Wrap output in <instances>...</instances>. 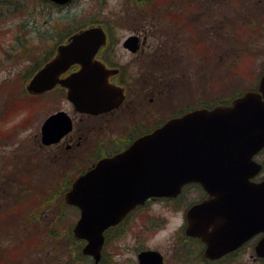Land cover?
I'll use <instances>...</instances> for the list:
<instances>
[{
  "label": "flooded vegetation",
  "instance_id": "1",
  "mask_svg": "<svg viewBox=\"0 0 264 264\" xmlns=\"http://www.w3.org/2000/svg\"><path fill=\"white\" fill-rule=\"evenodd\" d=\"M32 1L28 0L27 3ZM191 1L193 4L190 6L129 8L125 5L121 7V11H115L116 14L111 15L109 21L87 22L82 28L74 19H67L65 15H61L59 19L62 21L56 23L55 28L57 38L51 41L52 47L41 55L43 65L57 56L56 50L60 46L67 45L76 31L100 28L105 35V42L92 56V62L99 65L106 74L108 101L104 108L88 103H79L76 108L66 99L67 90L60 85L39 95V97L47 95L62 97L61 101L65 102L64 107L53 113L65 112L71 120V129L51 145L42 146L39 140L36 154L47 156L54 164L63 163L62 168L73 171L79 176L92 170L102 159L122 156L135 140L171 118H179L198 109L212 110L232 106L233 101L228 99L221 71H223V62L228 58L229 43L235 42L237 48L242 40V33L239 30L242 20L229 18L227 9L225 13L212 15L217 2L222 3V0H214L215 3L213 0H207L204 5H196V0ZM21 2V0H0V13L6 8L9 14H16ZM72 2L73 0L65 6H52L44 2L41 5L69 14L73 9L70 7ZM147 10H154L155 15H146ZM49 17L52 18L51 12ZM179 19L182 21H177ZM6 22L8 24L5 28H10L14 24L19 25L23 31L25 45L28 46L29 39L25 35L33 39V31L29 29V23L26 27H22L16 22ZM31 23L35 24V21ZM120 30H126V34ZM172 33L177 38H165ZM131 36L136 39L127 46V39ZM215 39H218L219 43L212 45ZM15 40L9 39L6 43L12 45L14 49ZM152 40L157 41L156 44H152ZM24 51L26 57L32 53L28 49ZM183 56H186L190 63V69L182 66ZM219 63L218 71L212 72V68H216ZM30 66L26 77L30 74L33 76V65ZM81 69L82 64H72L59 75V78L69 77L80 72ZM28 81L21 90L29 97H34L27 93ZM263 154L264 150L254 156V160L263 167L261 174L254 178L257 182L264 179ZM193 162L198 163L196 168L211 169V160L199 159ZM111 169L116 170V175L112 177L113 182L109 183L112 188L109 199L113 203L127 201V196H124L125 191L120 190V185L126 180L123 172L127 170V166L117 163L106 171ZM102 185L103 183L97 181L92 183V194L96 201H104L107 196V193L97 191V187ZM0 186L3 188L0 189V193L1 190L7 191L4 197H9L10 201L8 209L7 200L4 199L3 209L11 211L16 202L15 188L14 186L7 188L6 185L1 184ZM211 200L212 197L200 183L190 182L184 184L174 197L150 198L143 204L135 206L104 231V247L99 264H119L120 261L113 259L114 256H111L108 248L112 249L114 245L116 250L118 245L115 244L121 238L132 236L134 241L139 243L146 239V233L152 235L172 221L178 223L172 233L170 244L164 249L135 246L133 248L136 254L135 264H138V254L147 250L158 252L162 264H233L234 260L239 259L249 250V257L257 261L258 259L252 254L259 235L220 258L211 260L204 254L207 246L200 237L186 232L188 222L192 221L194 226L206 228L208 232L216 228L224 235L232 233L225 223H228V220L233 221L235 212L239 214L238 208L235 209L233 205H213L214 207L209 205L202 210L192 211L196 206ZM110 210L114 214L122 210V207H111ZM77 212L79 217V211ZM11 215H14V211L10 213ZM127 251H130L129 247ZM3 255L9 260V264H14L12 248L10 251H4ZM130 261L132 263V260Z\"/></svg>",
  "mask_w": 264,
  "mask_h": 264
},
{
  "label": "water",
  "instance_id": "2",
  "mask_svg": "<svg viewBox=\"0 0 264 264\" xmlns=\"http://www.w3.org/2000/svg\"><path fill=\"white\" fill-rule=\"evenodd\" d=\"M49 1L62 5L69 0ZM103 41L104 37L99 29L87 30L74 36L72 43L60 50L59 57L34 76L28 90L36 94L52 88L61 71L73 61L86 60L85 49L95 47L96 50V46ZM127 43L131 44V40ZM93 73L90 65H84L82 73L61 81L68 89L67 99L75 106L79 103L104 106L108 101L104 78ZM207 117H210L211 121ZM183 127L186 130L182 131ZM69 130V119L63 112H59L43 124L41 141L44 144L54 143ZM180 134H186L185 138L180 137ZM263 146L264 73L259 81L258 92L245 93L235 101L232 108L215 109L208 113L197 111L180 120H172L152 134L137 140L122 156L104 159L98 164L100 166L97 170L78 178L65 198L67 203L78 206L81 211L73 232L77 238L87 242L82 254L92 256L93 264H97L103 244V231L109 225L115 224L124 212L148 197L172 196L183 184L199 181L215 196L214 202L210 203L211 207L233 205L252 208L249 212L244 209V215L238 218V221L232 222L234 224L228 220L234 230L229 237H217L214 234L213 238L204 237L209 248L206 255L218 257L252 235L262 232L263 236L256 245V252L259 257L264 258V181H250L261 168L253 163L251 158ZM205 151L220 153L209 155L204 154ZM200 158L227 160V165L223 166L226 167L223 172H212L211 180H206L200 177L202 173L199 168L193 166L192 160ZM125 161L127 170L123 174L126 181L120 185V190L125 191L127 201L111 202L109 192L112 188L109 183L99 187L100 192L107 193L105 200L95 201L92 196L93 177L99 173L106 176L108 182L116 175V170L106 171L107 167ZM217 182L222 187L212 185ZM236 190V194L229 195ZM118 206H121L122 210L112 214L110 208ZM236 223L239 226H236ZM204 231L205 228L192 225L187 233L204 234ZM228 238L234 239V242H223ZM212 239L216 244L212 243ZM220 247L222 252H217ZM138 259L139 264H160L159 255L153 251L142 252Z\"/></svg>",
  "mask_w": 264,
  "mask_h": 264
},
{
  "label": "rangeland",
  "instance_id": "3",
  "mask_svg": "<svg viewBox=\"0 0 264 264\" xmlns=\"http://www.w3.org/2000/svg\"><path fill=\"white\" fill-rule=\"evenodd\" d=\"M21 1L18 7L25 5L28 0ZM196 1L203 5L207 0ZM71 4L70 7L73 9L69 14L65 11L57 12L53 7L40 5L37 0H33L24 11H17L14 15L9 14L6 8L2 10L3 13H0V130L8 134L0 137V184L6 185L7 188L14 186L16 201L27 203H23V208L20 209L25 212L24 216L19 215L17 211L13 216L8 215L9 213L1 214L0 247L2 250L17 247L14 252L16 254L20 252L18 256H22L23 264H84L88 260L78 258L74 261L71 251L67 248L72 246L69 241L70 237L68 239V231L77 220V210L63 205L60 194L50 198L47 202L43 200L49 195L47 186L50 185V188L57 190L60 184L58 177L63 163L54 164L47 156L43 154L38 156L33 153L39 142V128L43 120L50 113L64 107L65 102L61 101L62 97L59 98L57 95L29 97L25 91L21 90L31 76L29 73L30 75L26 77L27 72L30 71V64L52 47L51 41L57 38L56 23H61L62 20L59 19L61 15H65L67 19H74L76 23L95 20L103 22L109 21V17L116 14L115 11H121L122 6L144 7L141 3H133L132 0H73ZM236 5L237 3L230 5L228 0H222V3L217 2L211 14L219 15L225 13L227 9L229 18L233 17V19L243 21L240 27H244L245 44L239 47L242 54L235 68L238 73L240 72L237 79L241 82L228 78L229 82H232L228 84V89L237 84L246 91L256 86L258 77L264 69V6L259 0L248 2L239 0L237 7ZM245 10L248 14H245ZM50 12L52 18L49 17ZM6 21L16 22L22 27H26L29 23V29L33 31V39L25 35L29 39L28 46L25 45L23 31L19 25L14 24L10 28H5L8 24ZM32 21H35V24L31 23ZM120 31L126 32V30ZM165 38L173 39L177 36L172 33L166 35ZM9 39H16L14 49L12 45L6 43ZM156 42L151 41L152 44ZM218 43L219 40L215 39L212 45ZM24 49L32 53L26 57ZM182 66L186 69L191 68L186 56H183ZM216 69L218 71V65ZM221 72L223 77L224 73ZM31 156L38 159H34L35 162L30 159L29 162ZM64 178L65 182L72 181V176ZM63 189L57 192L61 193ZM26 192H28L27 197ZM6 193L7 191L1 190L0 211H4V199L7 200L6 207H9V197H4ZM27 213L32 215L31 220L35 215L38 228L28 222ZM177 223L172 221L152 235L146 233V239L139 243L134 241L132 236L121 238L115 244L118 248L115 250L112 245V249L108 248V252L112 254V257L114 256L113 259L120 261L119 264H135L136 254L133 251L135 246L164 249L170 244ZM50 229L53 231H49ZM127 247L130 248L129 252ZM74 254H76L75 251ZM249 254L250 250L234 260L233 264H264L261 261H253Z\"/></svg>",
  "mask_w": 264,
  "mask_h": 264
},
{
  "label": "trees",
  "instance_id": "4",
  "mask_svg": "<svg viewBox=\"0 0 264 264\" xmlns=\"http://www.w3.org/2000/svg\"><path fill=\"white\" fill-rule=\"evenodd\" d=\"M139 3H141V4H143V5H157L158 4V0H142V2H139ZM56 195L55 194H50V197H49V199L47 198V199H45L46 200V202L47 201H49L50 200V198H52V197H55ZM17 213L19 214V215H21V216H24V214L23 213H25L24 211H22V210H19L18 209V211H17ZM26 215H28L29 217L27 218L28 219V222L29 223H33V225L36 227V228H38V226L36 225V223H38V221L34 218V216H33V220H31V215H29L28 213L26 214ZM70 237H71V235H69ZM69 236H68V239H69ZM69 241L71 242V244L70 245H72V246H70L69 248L71 249V251L74 253V251L76 252V254H77V258H79L81 255L79 254V243L78 242H76V241H74L73 239H72V237L69 239ZM20 254V252L18 251V253H17V264H18V261L20 262L19 264H23L22 263V256H18Z\"/></svg>",
  "mask_w": 264,
  "mask_h": 264
},
{
  "label": "bare ground",
  "instance_id": "5",
  "mask_svg": "<svg viewBox=\"0 0 264 264\" xmlns=\"http://www.w3.org/2000/svg\"><path fill=\"white\" fill-rule=\"evenodd\" d=\"M232 52V48H231V46L229 45V52H228V54H230Z\"/></svg>",
  "mask_w": 264,
  "mask_h": 264
}]
</instances>
